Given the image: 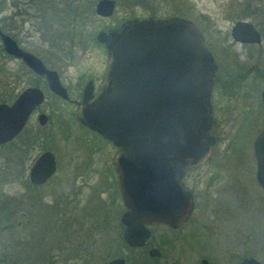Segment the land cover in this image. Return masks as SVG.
<instances>
[{
  "label": "rangeland",
  "instance_id": "1",
  "mask_svg": "<svg viewBox=\"0 0 264 264\" xmlns=\"http://www.w3.org/2000/svg\"><path fill=\"white\" fill-rule=\"evenodd\" d=\"M96 1L0 0V25L23 48L39 56L47 66L60 70L68 82L77 79L82 64L95 68L104 67V48L94 41L95 33L116 25L120 13L117 10L113 17L102 19L93 13ZM88 4L92 13L87 10ZM216 21L223 22L222 27L229 25L224 20ZM84 43H87L85 49L82 46ZM5 53L4 50L0 52V98L4 95L10 100L26 87L39 83L46 96L41 109L49 116L46 125L40 129L41 135L45 139L47 133L50 141L48 144L58 151L60 164L64 163L66 168H70V159L73 160V177L78 174L86 177L84 180L78 177L73 181L75 239L72 243L67 245L66 235L70 234V230L67 234V229L62 225L61 212L55 218L54 206H34L31 209L32 224L27 227L31 237L34 236L29 240L31 242L20 243L19 234L15 233L14 238L6 239L8 246L4 249L5 239L0 235V241L3 242L0 246L2 252L5 251L3 264L42 263L49 257L48 251L53 243L57 244V251L64 254L67 249L71 251L73 246L76 251H81L83 244L89 246L91 255L73 259L72 264L102 263L117 256L114 254L117 252L114 250L115 246L121 247L120 253L124 249L123 240L117 235L124 205L118 192L117 178L114 173H109V164L114 155L112 148L105 147L100 138L78 124L74 117V104L53 96L20 60ZM30 125L38 126L35 117L29 121V128ZM247 138L246 131L240 133L227 153L229 157L244 159L246 169L238 167L228 170V179L230 171H234L231 172L233 179L226 182L224 187L219 189L213 183L209 191H206L204 185L199 187L198 183L195 184L194 173L189 175L187 185L196 193L198 202L196 213L183 227V235L178 236L180 241L176 242L174 239L175 243L171 242V250L169 249V256L166 258L169 264H181V255L182 264H199L198 260L202 256H209L214 264H239L243 257L253 256L264 264V193L254 181ZM20 141L18 137L10 145L0 147V219L6 216L2 212L4 205L18 206ZM41 148L36 146L27 154V167ZM231 164L238 165L234 162ZM220 174L218 180L222 177L225 179L224 170ZM204 178L206 180V176L202 174V181ZM80 186L83 187L79 192ZM58 188L55 183L50 191H57ZM6 210L7 207L5 212ZM107 219L112 222L110 226L113 231L108 227L103 232L99 222L103 221V224ZM88 232L91 240L86 237ZM115 235L119 237L116 240ZM101 246L105 247L106 256L104 251L103 255L98 253ZM28 257L29 260H25ZM31 257H35L37 262H30L33 261ZM132 259L139 264L145 260V253L137 248ZM58 264L66 263L59 261Z\"/></svg>",
  "mask_w": 264,
  "mask_h": 264
},
{
  "label": "water",
  "instance_id": "2",
  "mask_svg": "<svg viewBox=\"0 0 264 264\" xmlns=\"http://www.w3.org/2000/svg\"><path fill=\"white\" fill-rule=\"evenodd\" d=\"M113 11L114 0H98L95 5L100 16ZM96 38L107 51L104 82L93 99L84 95L76 119L120 150L114 166L127 209L121 217L123 236L129 245L140 247L149 238V226H179L193 210V195L185 189L183 177L212 150L209 95L215 64L200 31L183 18L129 19L119 28L98 32ZM0 43L4 52L44 75L49 88L67 98L57 72L20 48L1 27ZM43 98L39 88L27 87L10 105L0 103V144L19 133ZM39 120L44 123L45 114ZM253 146L257 181L264 188V129ZM53 171L51 152L41 154L31 170L43 176L40 180ZM124 263L114 258L104 264ZM201 264L210 263L202 259ZM240 264L263 263L249 256Z\"/></svg>",
  "mask_w": 264,
  "mask_h": 264
},
{
  "label": "flooded vegetation",
  "instance_id": "3",
  "mask_svg": "<svg viewBox=\"0 0 264 264\" xmlns=\"http://www.w3.org/2000/svg\"><path fill=\"white\" fill-rule=\"evenodd\" d=\"M95 5L93 12L88 4L89 11H91V13L93 12L94 14H96ZM117 10H119L120 18L116 25L105 27L104 29L98 30L95 33L94 41L104 48V67L95 68L93 66L82 64L80 66L81 70L78 72L77 79L68 82L65 80L66 78L62 76L60 70H56L47 66V64L39 56L28 49L23 48L18 43V41L13 36H11L8 30H6L1 25L0 27L3 32L10 35L16 41L20 48L31 52L43 62L45 67L53 69L57 72L59 82L64 87L67 98H63L62 96H59L53 92L49 88L44 75L36 74L20 59H18L28 68L29 71L35 75L36 78L38 77V79L46 86L53 96L69 103L71 102L75 105V119L76 111L84 95L87 93L88 99H93L94 96L99 92L100 87L104 82L108 57L105 45L99 42L96 38L98 32H108L110 29L119 28L125 20L129 19H158L168 17H178L190 20L200 31L203 38V44L210 53L215 64L212 87L209 95L211 118L213 122V127L210 134L213 137L214 142L211 153L205 159V161L195 168L188 169L183 177L185 189L189 190L193 195V210L189 218L179 224V226L173 227L165 223H157L149 226L148 240L146 241L145 245L137 247L129 245L124 240L123 235L126 227L122 223L121 217L127 209L123 204L124 211L120 215L117 235L119 237L121 236L120 238L123 240L124 249L126 250L123 249V251L120 253L121 250L119 249L121 247L115 246L114 250L117 252L114 254L117 256L109 259L123 258L125 260L124 264H137L132 259V255L134 250L139 248L145 253V260L140 261L139 264H169L166 258L169 256L168 253L171 250V242L174 244V239L176 242L180 241L178 236L183 235V227L185 228V226L196 213V205L198 202L196 199V193L191 190L189 185H187V179L189 175L194 173L195 184L198 183L199 187L204 185L203 188L206 191H209L213 183L218 185L219 189L224 187L226 182L233 179L231 172L234 171H230V177L228 179V170H235L238 167L246 169V161L244 159H241V157L232 158L227 156V153L230 152L234 145V140L242 132L246 131L248 137L247 145L251 152V170L254 181H256L259 189L264 193V188L258 183L256 177L257 160L253 146L256 137L264 129V0H114V11L111 16L105 17L98 14L96 15L102 19H107L113 17ZM217 19L227 21L229 25L222 27L221 25H224V23L221 21L217 22ZM82 46L84 49L87 48V43H84ZM8 56L13 57L11 55ZM39 85L40 84L37 83V85L28 87L39 88L43 92V101L31 111L19 133L11 140L0 144V147H4L10 145L18 137H20L21 140L18 147L19 165H21L18 173V206L4 205L2 212L6 216H4L3 219H0V235L4 237L3 239H5V243L3 245L4 249L8 246L6 239L14 238L15 233L19 234L18 241L20 243L22 241H24L25 244L31 242L29 240L34 236L31 237L27 227L31 226L32 224L31 209L34 206H54L55 218H57V213L61 212L63 217L62 225L67 229V234L70 230V234L68 236L66 235L67 245L72 243V241L75 239V220L72 215V202L74 194L73 187L75 186L73 181L78 177L84 180L86 176L84 174H78L73 177V160L70 159V168L68 166L66 168L64 163L60 164V156H58V151L54 150L53 147L48 144L50 141H48L47 133L45 136L46 138L43 139L40 129L46 125L49 120V116L41 109V105L44 103L46 96L44 90L40 88ZM21 92L16 94V96H13L10 100L9 98L6 99L3 95L2 97L4 99L0 101V103H6L10 105ZM41 114H45L46 116L44 123H41L39 120V116ZM33 117L36 118L38 126L30 125L29 128V121ZM76 121L78 122L77 119ZM78 124L100 138V140L105 144V147L110 146L112 148L114 155L111 157V164H109V173H114L115 177L117 178L114 160L120 153V150L99 133L87 128L79 122ZM36 146H39L40 148L42 146L43 147L38 151L37 154H35L29 166L27 167V154L31 152V150H33V148ZM44 152H51L53 154L54 171L48 177L40 180L43 176L39 172L32 174L31 170L36 160ZM231 162H234L238 165H232ZM223 170L226 173L225 179L222 177L221 180H218L219 175H221L220 173H223ZM262 171L264 172V162L262 164ZM202 174L206 176V180L205 178L203 179L204 181H202ZM55 183L58 184L59 188L57 191L51 192L50 189L52 185H55ZM83 185L86 186L85 184ZM82 187L83 186H80L78 188L79 192L81 191ZM5 207H7L6 212ZM70 215L72 216L70 217ZM102 222L103 221L99 222L101 224L99 226L100 228H103V232L107 231L108 227H110L113 231V228L110 226L112 224L110 220H105L103 224ZM113 224H115V222H113ZM66 225H70V228L69 226L66 227ZM89 233L90 232H88L86 235L87 238L90 237ZM172 234H175V236H172ZM117 235H115L114 240L119 238ZM79 237L80 236L78 234L77 238ZM89 239L91 240V238ZM2 243L3 242L1 240L0 245ZM73 247H71V251L67 249L66 254H64L63 252L59 253L57 251V244L53 243L48 251L49 257L42 263L39 261L38 264H58L59 261H62V263L65 262L66 264H72L73 259L81 258L80 256L89 257L91 255L88 245L83 244L81 251H76L77 249H74ZM101 247L103 250L101 248L98 253H101L102 255L104 253V256H106L107 254L104 251L105 247ZM151 250L153 252H151ZM102 251L104 252L102 253ZM78 252H80L79 255L75 256L78 254ZM4 253L5 251L2 252V248L0 246V264H3V261L5 260ZM181 253H183V249ZM246 257L249 256L243 257L240 262ZM30 259L33 260L30 262H37L35 257H31ZM83 259L87 258L83 257ZM103 259H105V257H103ZM202 259H207L210 264H214L213 261L210 260L211 258L209 256L200 257L198 260L199 264H201ZM25 260H29V257L27 259L25 258ZM109 260L102 263L93 264H104ZM180 263L182 264V255Z\"/></svg>",
  "mask_w": 264,
  "mask_h": 264
},
{
  "label": "trees",
  "instance_id": "4",
  "mask_svg": "<svg viewBox=\"0 0 264 264\" xmlns=\"http://www.w3.org/2000/svg\"><path fill=\"white\" fill-rule=\"evenodd\" d=\"M90 6V5H89ZM87 10L89 11V9L87 8ZM3 51V49H2V46L0 45V52H2ZM4 98L3 97H1L0 98V100L2 101Z\"/></svg>",
  "mask_w": 264,
  "mask_h": 264
}]
</instances>
